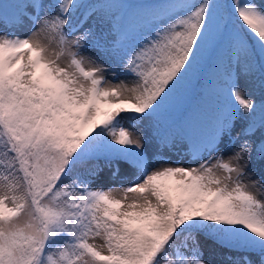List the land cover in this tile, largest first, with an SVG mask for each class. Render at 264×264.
Here are the masks:
<instances>
[{
    "label": "snow or ice",
    "instance_id": "obj_1",
    "mask_svg": "<svg viewBox=\"0 0 264 264\" xmlns=\"http://www.w3.org/2000/svg\"><path fill=\"white\" fill-rule=\"evenodd\" d=\"M9 7L0 264H264V165L249 172L253 154L264 162V0H26L0 5L5 27ZM89 48L131 80H109ZM206 65L224 85L209 127L189 136L188 166L152 168L124 122H158ZM119 161L134 179L93 188L104 167L121 175Z\"/></svg>",
    "mask_w": 264,
    "mask_h": 264
},
{
    "label": "rangeland",
    "instance_id": "obj_2",
    "mask_svg": "<svg viewBox=\"0 0 264 264\" xmlns=\"http://www.w3.org/2000/svg\"><path fill=\"white\" fill-rule=\"evenodd\" d=\"M129 2L132 1H145L143 6L150 5L159 2V0H127ZM95 2H105V0H95ZM223 2V0H222ZM26 0H0V5H16V4H24ZM136 6V4H133ZM2 9H0V13H2ZM9 19L7 20V27L4 24L0 23V31H14L13 22L11 20V14L17 11L13 7L8 8ZM0 19H3L2 15H0ZM97 23L96 19L93 18L89 21L85 27L95 26ZM31 25H26L24 28L18 30L19 35H26ZM78 34V33H77ZM88 55L95 56L98 58L100 63L107 64L111 71L105 72V76L113 81L114 83H118L121 80L130 81V77H126L122 72H120L119 66L112 57L106 56L103 52H98L95 48H89L85 50ZM112 71L117 73L116 76L112 75ZM211 73L210 66L206 65L203 67L200 72L192 79L190 84H197L198 78L200 75H204L210 86V92L212 94L223 95L224 85L220 77H217L216 84L213 85L210 83L209 77ZM241 87H244V81H241ZM251 95L258 102L260 99V89L257 84L256 88L252 90ZM182 98V97H181ZM180 98L175 101L173 106L165 113L167 116H170L173 112L177 111L180 108ZM171 121L165 122L162 125V122L156 121H145L140 122L137 127L132 128L128 122H124V126L129 128L134 134L141 135L144 138V153L145 156L150 163L152 168L159 167L165 162L168 165H183L188 166L189 161L191 160L190 156V144H189V136L193 133L191 130H185L184 132H175L173 134H169L167 136H162L163 130L162 128L166 125L170 124ZM240 122H238L239 125ZM238 130V129H237ZM260 134L257 133V139H259ZM167 137L168 142L165 144L161 138ZM227 144V137H225L224 143L221 145V151L224 153L225 157H227L230 153L224 145ZM207 157H205L206 159ZM249 172L253 174V176H259L260 170L264 162L258 161L255 158V154L250 158ZM121 168V175L113 177L110 173V170L107 167H104L103 172L100 173L99 177H97L93 184V188H110V187H119L128 185L133 179L134 176L131 175V172H134V169L131 168L130 165L125 164L123 161L117 162ZM256 191L255 189H253ZM258 197L261 200H264V194L261 192H257ZM97 244L103 243L101 240L96 241ZM203 243V240H202ZM212 247V242L208 241V246L205 252V259H211L209 256V249ZM255 255H253V259H255Z\"/></svg>",
    "mask_w": 264,
    "mask_h": 264
},
{
    "label": "trees",
    "instance_id": "obj_3",
    "mask_svg": "<svg viewBox=\"0 0 264 264\" xmlns=\"http://www.w3.org/2000/svg\"><path fill=\"white\" fill-rule=\"evenodd\" d=\"M108 2H123L143 6L145 1L108 0ZM223 2H230V0H223ZM221 97L210 93V86L207 80L204 75H200L197 84H194V86L190 84L179 96L180 108L170 116L164 114L159 119L162 125L171 121L170 124L162 128V136L175 132H184L185 130L196 131L197 133L205 131L209 127V121L213 117L216 108L219 107L218 101ZM101 165L103 166L102 161Z\"/></svg>",
    "mask_w": 264,
    "mask_h": 264
},
{
    "label": "bare ground",
    "instance_id": "obj_4",
    "mask_svg": "<svg viewBox=\"0 0 264 264\" xmlns=\"http://www.w3.org/2000/svg\"><path fill=\"white\" fill-rule=\"evenodd\" d=\"M126 1V0H125ZM49 2V0H45V3H48ZM21 11H23V9H21Z\"/></svg>",
    "mask_w": 264,
    "mask_h": 264
}]
</instances>
